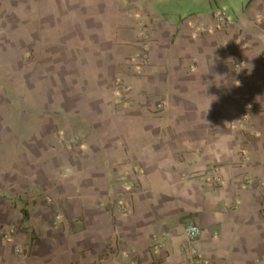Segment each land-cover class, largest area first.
Instances as JSON below:
<instances>
[{
  "label": "crops",
  "instance_id": "1",
  "mask_svg": "<svg viewBox=\"0 0 264 264\" xmlns=\"http://www.w3.org/2000/svg\"><path fill=\"white\" fill-rule=\"evenodd\" d=\"M263 15L264 0H0V55L4 35L30 53L32 18L45 54L100 91L60 102L40 149L0 90V264H264ZM19 73L0 61L8 90Z\"/></svg>",
  "mask_w": 264,
  "mask_h": 264
},
{
  "label": "rangeland",
  "instance_id": "2",
  "mask_svg": "<svg viewBox=\"0 0 264 264\" xmlns=\"http://www.w3.org/2000/svg\"><path fill=\"white\" fill-rule=\"evenodd\" d=\"M31 19L30 53L28 55L17 49H10V42L6 40L5 35L3 36L1 41L3 49L0 55L1 65L4 68L9 65L13 67L14 71H19L23 84H17L16 87L8 90L9 85L3 80V82L0 81V90L8 100L9 108L7 112L10 117L13 115L17 116L14 119V123L19 126L18 131L22 130L20 125L22 124V116L30 114V130L33 125L35 126L34 128L37 127L36 129L39 130L36 133L37 137H35L36 146L42 149L48 140L47 135L55 128L54 122L58 120V116L52 118L51 114L54 112L56 114L59 113L60 102H65L68 108H74L76 106L75 98L77 100L78 98L90 99L89 97L98 96L100 91L93 95L90 90L80 88L81 83L78 80L80 73L75 71V67L67 62L68 59L72 61L74 58L52 57L45 54L43 51L44 41L41 34L35 32ZM38 27L41 29V25ZM3 74H6V72ZM14 74L12 73V76ZM2 102L3 100L0 97V103ZM29 104L30 110L27 106ZM2 107H4V104ZM233 123L238 125V122ZM84 138L81 131L74 130L67 137L62 135L60 139L62 142H60L71 147L75 143L80 144ZM15 147L16 145L8 144L6 149L12 150ZM2 230L10 232L6 228Z\"/></svg>",
  "mask_w": 264,
  "mask_h": 264
},
{
  "label": "built area",
  "instance_id": "3",
  "mask_svg": "<svg viewBox=\"0 0 264 264\" xmlns=\"http://www.w3.org/2000/svg\"><path fill=\"white\" fill-rule=\"evenodd\" d=\"M261 18L264 20V15L261 16ZM216 21L220 26H225V27H232L234 24L233 21L228 17V15L225 11H221L218 13ZM139 26H140L142 37H143L144 42H145L144 47H145V50H147L148 49V43L150 41V35H149L148 31L146 30V28L143 24H140ZM234 45H237V43H234ZM137 58H141V54H138ZM239 102L242 104H245V105L247 104V100L245 98H240ZM158 108L160 109L161 106L159 105ZM247 121H248L247 117H245L243 119V122L247 123ZM2 229L3 228L0 227V233L2 234L3 238L9 239L10 235L6 231H3ZM201 233H202V231H201L200 227L197 225H189V226H186L184 228V236L187 239V241L193 246L199 240ZM198 253L199 252H198V249L196 247H193L191 249V256L196 257V256H198Z\"/></svg>",
  "mask_w": 264,
  "mask_h": 264
}]
</instances>
